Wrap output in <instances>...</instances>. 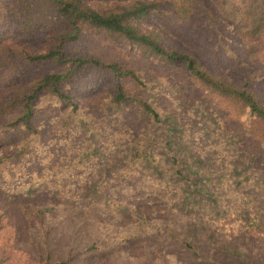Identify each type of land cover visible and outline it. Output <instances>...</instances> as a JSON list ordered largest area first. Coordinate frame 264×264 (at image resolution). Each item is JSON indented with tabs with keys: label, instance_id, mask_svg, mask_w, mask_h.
<instances>
[{
	"label": "trees",
	"instance_id": "16d2710c",
	"mask_svg": "<svg viewBox=\"0 0 264 264\" xmlns=\"http://www.w3.org/2000/svg\"><path fill=\"white\" fill-rule=\"evenodd\" d=\"M224 2L0 0V264H264V32Z\"/></svg>",
	"mask_w": 264,
	"mask_h": 264
},
{
	"label": "rangeland",
	"instance_id": "374dc122",
	"mask_svg": "<svg viewBox=\"0 0 264 264\" xmlns=\"http://www.w3.org/2000/svg\"><path fill=\"white\" fill-rule=\"evenodd\" d=\"M234 1L235 0H225V2L223 3V6H224L225 12L233 11L234 17H233L232 22H235L238 25L237 33L239 32L240 35L242 33L246 34V36H248L247 38H249L251 40L259 38L262 35V33L264 32V0H251L248 4H244L243 6H245L244 8L246 11H245V14H243V15L238 14V11H241V10L236 9V6H239L241 8H243V7L240 6L239 4L235 5ZM182 124H183V126H185V123L183 121H182ZM191 124H192L191 127L194 128V130H196L197 132L202 131V136L206 135L207 126L204 125L203 123H201L197 118L192 119L188 125L190 126ZM192 139H193V136L188 135V138H183L182 143L188 142V144L190 146L191 144L195 143V142H193V143L191 142ZM185 144H184V146H185ZM199 145H201V143ZM244 180H245V178H239L238 180H236V183L234 184L233 188H236L237 191L242 192V193H240V194L238 193L237 198L233 199V201L235 203H234V206L232 207V210H236L238 208V206L240 205V203L243 202L240 200V195L243 197H246L247 194H252V191L248 187L249 183L246 186H242V183L244 182ZM245 201H246V199H245ZM231 203H233V202H231ZM141 209L143 211L147 212L146 209H148V206L143 205L141 207ZM244 221H245V217L243 219L236 221L238 223V227L236 228V230L239 229V227L243 224ZM117 223L120 226L118 229H116L112 224H110V223L108 224L110 226V230L112 233L116 232L120 228H123L125 231H128L129 228L126 225L127 221H124V220L118 221L117 220ZM141 245H143V244H140V246ZM250 246H251V251H252V249L254 250L255 256H257L258 253L263 252V249L258 245V243H253ZM126 250H127V248H126ZM121 255L125 257L123 259H125V262L128 264H132L133 260H134V263H136V264H140L142 262L140 257L134 256L135 258H130V257H128V255H124V254H121Z\"/></svg>",
	"mask_w": 264,
	"mask_h": 264
}]
</instances>
